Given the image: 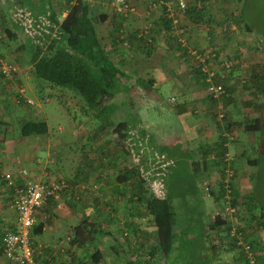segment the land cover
I'll return each mask as SVG.
<instances>
[{
    "label": "crops",
    "instance_id": "0c3cea01",
    "mask_svg": "<svg viewBox=\"0 0 264 264\" xmlns=\"http://www.w3.org/2000/svg\"><path fill=\"white\" fill-rule=\"evenodd\" d=\"M39 1H42L43 4H38ZM67 1L69 0H34L35 3L33 4V2L28 0L26 2L27 5L24 7L32 8L38 14H46L45 12L53 10L56 17L61 19L66 15V10L63 8L66 6ZM87 1L93 4L95 11L99 12V8H101V11H107L106 8L108 6L105 0ZM199 1L186 0L187 10L184 12L179 11L176 5L175 12L177 10L182 13L179 17L174 13L173 9L171 11L169 0H130L133 11L120 20V25H122L121 34L131 38L135 35L139 37L142 34L145 41L142 42L132 38L130 42L125 43L126 46L122 47L120 45H112V41L109 40L112 54L116 55V61L120 63L124 72L131 77L130 82L134 83L138 79L149 80V82H153L151 85L152 89L156 90L160 88L156 87V85L162 86L164 82H168V78L181 77L188 69L187 79L192 81L189 91L187 93L180 92L184 91L181 90L183 88L181 85V89L178 88L176 90L174 87V90L180 92L179 96L184 95L186 98L194 100L199 98L201 89L199 84L203 83L200 81V77L194 73L195 68L192 64L195 61L189 51H207L211 49L209 48L211 43L216 44L222 38L218 32L210 34L208 26L211 25L203 24L201 19L198 20V18L209 16L210 21H219L220 13L214 6L219 3V0ZM224 2H227L226 12L232 22L227 35L228 42L229 40L233 41L237 31H240V23H238V11H236V7H233L236 1L224 0ZM112 5L113 3L108 8L111 9ZM200 7H202L201 11L204 10V15L201 13L199 15L196 14ZM11 9L12 6L9 0H0V52L8 58L13 56V52L15 54L18 52L17 56L22 54V47L25 48L29 43V39L23 33L20 25L11 18ZM109 24L110 19H108L107 23L99 26V32L102 36L108 34L110 30ZM211 27H213V24ZM204 30L207 35L205 38ZM245 33L248 32L245 31ZM244 37L247 39L246 35ZM220 45L225 47L224 52L220 51V57L224 58L226 55V59L231 62L232 68L228 72L221 70V74H219L221 71H217V81L230 87V98L234 97V100H238L237 105L241 108L246 103L244 101L246 98L251 100L256 95L255 93L252 94L251 91L244 90L242 92V87L240 91L238 84L249 82L252 79L255 81V77L258 80L261 78L259 82L264 83V64L261 48L253 41L243 45L233 44V46H230L228 43H221ZM188 57L191 58V61ZM221 64L222 60L217 59L216 68H219ZM187 66L192 68L186 69L185 67ZM14 68L12 79L5 80L0 77V168L17 183L22 182L20 170L23 168L29 171L30 176L39 179L41 182L65 180V187L60 192L58 201L52 197L47 198L34 214V226L30 235L33 250L32 264H123V258L119 256L120 251L126 254L127 250H125V247L131 245L130 242H133V239H127L122 243L118 238L119 229L122 230L123 236H126L124 228L131 227L134 230L132 235L134 238V234L142 235L145 233L140 229L138 219L151 217L148 213L149 211L146 210L147 205L144 197V192L148 191V189L143 184L139 186L141 177L138 174V163L140 160L137 163L131 160L132 158L129 155L131 154L132 156L133 154L131 153V148H126L130 147L126 140L121 142L115 139H103L101 143L96 144L102 148L97 165L90 162L92 160V146L87 144L86 146L90 147L89 150L84 149L86 146L81 147L80 151L70 148L69 154L71 156L64 157L65 160L61 161V154L57 150V146L64 142L65 138L62 140L53 138L51 142L48 138L41 140V138L37 137H42L47 132L43 135L21 136L19 131L22 124L21 120H19L18 133L14 134L12 124L17 118H14L13 113H18L20 110L19 106L25 103L24 99L31 100V96H33L32 88L27 90L24 87V98L20 97L18 83L25 81L30 87L32 85L34 88L37 86L41 89L44 87L50 88L43 82L30 79L28 72L30 64L26 62V58L25 61L22 60L21 63H16ZM157 78L162 79V81ZM197 78L199 81H197ZM191 103L181 104L178 108L179 117L182 118L181 131L186 138H182L180 143H177V141L171 143L169 141L168 143L154 141L157 146L165 149L169 159L174 163L183 161L184 158L192 155L191 158L188 157L189 166L187 173L190 176L199 178V184L202 185L203 183L204 188L206 186V189L199 193V202L195 208V222L192 224L194 229L191 225L189 231H186L185 228L176 230V224L174 229L175 236L178 232L183 235L186 234L190 238L189 242L193 241L202 244L210 242L211 237H213V242L220 243L223 241V238L220 237V230H225L228 235L230 231L231 235L235 230L241 231V228H243L242 232L244 233L245 231L247 236L251 237L253 225L250 219L251 209L248 207L250 200L247 198L251 185L248 180L249 177H247L249 169H246L245 166L240 170V162L244 159L247 148L244 147L233 155L237 160L234 158L230 159V155L233 153V151L231 154L229 153L231 150L230 146L236 149L239 148L237 141L234 142L233 138L230 137L232 138L231 141L229 138L225 141L224 146H226L227 151L221 161V156L217 155V153L222 148L217 146V149H215L214 145L215 143L219 144V136L225 137L229 133L225 134L223 126H218L214 129L216 130V138L212 140L203 138L209 135L207 133H202V137H200L198 132L203 131V127L195 124L190 117L192 115ZM232 103L225 107V111L229 112L230 116H232L231 112L234 111ZM118 104L122 105L118 106L117 109L124 107L123 102ZM28 113V110L23 111L24 116ZM20 115L22 114H17V116ZM240 122H236L237 126ZM140 125L143 127L144 124L140 123ZM206 126L208 127V132H211L210 125L206 124ZM241 127H245V124ZM241 127L238 128L240 129ZM246 134L250 136V140L252 136L249 130ZM76 135L77 133L74 130L73 136ZM147 135L149 136V134ZM186 135L189 137L187 138ZM78 137V139L74 138L73 140H78L77 142L81 144L86 142L84 136L78 134ZM149 141L152 145L153 141ZM189 143L192 145L193 143L196 144L194 150L187 151ZM249 144H252V142ZM123 148L128 150L124 149V154H122ZM175 148L179 151L175 150ZM143 149H145V146ZM143 152V150L140 151L142 154L149 153V151ZM135 154L138 155V153ZM215 154L217 157H215ZM223 161L225 164L222 163ZM250 163L252 164L251 161H247V165ZM59 164L65 167H60ZM221 166H223L222 169ZM226 169L230 170L232 177L228 188H226L227 183L224 186L226 193L220 195L222 179L226 180L223 177ZM200 179L202 182H200ZM226 201L236 210L235 213L229 212L225 205H222V202L226 203ZM141 203L143 204L144 213L139 208ZM255 211L264 213L263 208ZM85 220L94 222L99 226V236L96 237L93 243L85 245L71 244L67 231ZM147 220H149L147 228H150L155 233L148 238L145 237L146 242L148 240L151 241L150 248H152L157 243V230L153 224L152 217ZM261 220L264 221V218ZM15 221L16 213L11 206V189L7 187L5 182L0 180V254L2 251V232L3 230H14ZM180 222L185 223L187 221L180 219ZM262 241L264 242V240ZM204 249H207L205 250L206 252L210 251L211 259H219L221 257L218 247L215 250L212 249V246L209 248L204 247ZM138 251L137 255L139 254ZM97 252H100L101 259L98 263H93L91 258ZM125 256L126 260L128 258L132 262L136 258L132 250H129V254ZM203 257L206 258L209 255L206 256V253H204ZM0 264H8V262L1 259Z\"/></svg>",
    "mask_w": 264,
    "mask_h": 264
},
{
    "label": "rangeland",
    "instance_id": "374dc122",
    "mask_svg": "<svg viewBox=\"0 0 264 264\" xmlns=\"http://www.w3.org/2000/svg\"><path fill=\"white\" fill-rule=\"evenodd\" d=\"M28 1V0H27ZM31 2V0H29ZM236 4L233 7H236V11H238L237 16H240L241 21L240 24V31H237V35H235L233 41L229 40L227 43L230 46H233V44L239 45V44H247L249 41L255 42L260 48H261V54H262V61L264 64V0H235ZM238 1V2H237ZM107 2V6L110 7V5L113 3V0H105V3ZM112 2V3H111ZM38 4L42 5V1H39ZM176 0H169L170 9L174 10V13H176L177 16L180 17L181 12H178L176 10L175 12V6H176ZM37 5V4H36ZM231 5V4H230ZM106 6V7H107ZM113 6V5H112ZM172 6V8H171ZM220 13L219 17L222 18L226 14V8H227V2H220L216 5H214ZM106 8L107 11H110L109 8ZM112 8V7H111ZM41 11V10H37ZM48 12V11H47ZM45 12V13H47ZM43 13V12H39ZM41 17H44L45 14H40ZM243 24L246 23L248 26L251 27L252 32L245 33V30L242 27ZM205 32V37L206 31ZM24 33V32H23ZM246 38L245 39V35ZM204 35V34H203ZM26 36V35H25ZM233 38V35H232ZM228 45V47H229ZM227 47V49H228ZM230 50V49H229ZM13 57V56H12ZM189 58V57H188ZM10 59V57H9ZM191 61V58H189ZM223 62H228V59H226V55ZM193 62V61H192ZM222 62V63H223ZM194 68H196V62L192 64ZM191 66V65H190ZM190 66L185 67L192 68ZM190 70V69H189ZM188 69L185 74H182L181 77L177 78H168V82H164L162 86L156 85V90L153 89V91H145L144 89H141L140 87H136L135 84L132 82L129 84V91L126 93H123L125 96L123 99L116 98L114 99L115 103H119V101H124V107L121 109H117L112 114V120L117 123L121 120L125 119H133L135 118L137 122H140L143 125L144 133L147 135L149 134V139L153 141V145L156 146L155 149H159L160 147L157 146V144L154 143V141H163V143H168V141L180 143L182 138H186L185 134L181 131V123L182 118L179 117V107L181 104L185 103H191V111L192 115L190 117L193 119V122L195 124H198L200 127H203V131H199L198 135L202 137V133H207L209 135H206L203 138H209L214 139L216 138V130L218 126H223V121L220 120V117L218 116L219 113L217 112V103L211 101L210 95L207 93L206 85L199 84L201 87L200 89V96L197 100L186 98L184 95L179 96L180 92L187 93L189 91V88L191 87L192 81L191 79H187L188 77ZM194 77V76H193ZM195 78V77H194ZM158 80L162 81V79L157 78ZM200 79V78H199ZM197 78V81H199ZM47 84L46 82H43ZM198 83V82H196ZM49 84V83H48ZM47 84V85H48ZM158 84V83H157ZM249 84L246 86V91H251L249 89ZM123 85V84H122ZM180 85L183 86V88H180ZM239 85V90L241 91V85ZM264 88V83L262 84ZM29 90L32 88L33 90V96H31V101L33 102V105L24 103L23 105H20V110L17 114H22L20 117H22L24 120L29 121H45L47 124L48 131L47 133L38 138H41V140H45L48 138L52 142L53 138L57 140H62L65 138L64 142H61L60 145L57 146V150L60 151L61 154V161L65 160L64 157L71 156L69 154V149H78L80 151L81 147H85L86 144L88 146H92V160L90 162L94 165H97L99 163L100 159V150L101 147L97 146L98 143H101V140L103 139H112L109 136H107V132L105 128H101L99 130V125H101V121L104 123L106 122V116L107 111L99 114L100 118H95L94 115L96 114L93 111H90L85 103V101L79 96L76 95L74 92L60 87H44L39 88L37 86L34 88L32 85L31 87L28 86V84L25 81H22L21 83H18V88H24ZM173 87V88H172ZM174 87L176 90L180 88L184 91H176L174 90ZM244 89L242 90V92ZM30 93V92H29ZM42 93V94H41ZM45 96L43 97V95ZM256 95V94H255ZM43 97V98H42ZM181 97V98H180ZM256 97V96H255ZM253 96V99L247 100L246 103H244L241 108L238 107V100L234 101L232 103V108L234 111H232V116L228 119V135H226V139L229 138L231 141L232 138L234 142L237 143V146L239 147L236 149L233 146L230 150V159L237 160L236 157L233 155L237 151H241L242 148L246 149V155L244 159L240 162V170L243 169V167L246 166V169L248 168L249 171L247 172V177L249 182H251V185L249 187V194L247 195V198L250 200V206L253 208V212L256 215V217H259V213L255 210L263 208L264 209V94L259 93L258 100ZM172 99V100H171ZM251 104L250 106H246L248 104ZM122 104H119L121 106ZM231 105V103L229 104ZM228 105V106H229ZM258 108V106H260ZM207 107V109H206ZM251 107V108H247ZM231 108V107H230ZM247 108V109H245ZM259 109V112H258ZM28 110V114L24 116L23 111ZM230 111V110H229ZM15 112V111H14ZM238 112V113H236ZM14 114L17 116V114ZM259 114V119L261 122V133L259 131H252L250 127H241L238 128L236 122H240L244 118L246 119H254ZM29 117V118H27ZM139 123V126H141ZM206 124L210 125L211 132H208V127ZM20 125V122L18 119L16 121H13V133H18V126ZM142 127V126H141ZM245 129V131H243ZM74 130L76 131L77 135L73 136ZM81 130V131H80ZM249 130V133H251V139L249 140L248 134L246 132ZM225 131V130H224ZM227 134V132L225 131ZM78 134L80 136L85 137V141L83 144L77 142L78 140H73L74 138L78 139ZM98 134V136H97ZM187 136V135H186ZM35 137V136H34ZM189 136H187L188 138ZM232 137V138H230ZM70 141V142H69ZM100 141V142H99ZM252 142V144H249ZM97 144V145H96ZM249 144V145H247ZM247 145V146H246ZM86 146L84 148L85 150H89L90 147ZM196 147V144L191 143L188 144V150H194ZM253 149H251V148ZM124 149L122 151V154H124ZM127 150V149H126ZM148 149L145 146V151ZM175 150L179 151L175 148ZM132 151V150H131ZM143 152V153H144ZM134 154L131 156L129 155L131 160L135 163L139 161L138 167H139V177H142L144 179L143 186L146 187V184H149V189L151 192H153V189L155 193L157 194V188L158 182H160L163 185L161 178L167 170V166L165 165L167 160H162V156L159 154L154 157L150 155L149 153L142 154L139 152V154ZM157 153V152H156ZM109 154V153H108ZM176 155V154H174ZM192 155L187 156L184 158L183 161L176 162L174 164H170V167L168 169L167 175L165 176V191L167 196L169 197L170 203L174 208L175 214H176V220L177 222H180L179 220L182 219V221H187L185 223L180 222L177 223V229L178 228H185L186 231L190 230V226L195 222V208L197 206L198 201V194L203 191V189H206V186L204 188V185L199 184V178L190 176L187 173V166H189L188 160L191 158ZM172 157V156H171ZM189 157V158H188ZM256 159V162L253 164L247 165V161H253ZM169 162V161H168ZM63 164V162H61ZM191 165V164H190ZM60 167H65L64 165H60ZM223 166H221V169ZM224 178H229L226 171L223 173ZM142 179V180H143ZM200 182L202 180L200 179ZM219 182V180H218ZM226 180L222 179L223 184V190L226 191L225 183ZM234 182V181H233ZM149 191V190H148ZM221 195V192H219ZM247 200V199H246ZM246 204V203H245ZM222 205H225L224 202H222ZM185 206V207H182ZM140 211L144 213L143 204H139ZM188 209V211H186ZM257 212V213H256ZM151 219V217H149ZM147 218V219H149ZM138 219V218H137ZM144 218H139V224L140 229L143 230L142 235H133V229L131 227L124 228L126 236H123L122 230L119 229V240L124 243L127 239H133V242L131 241V245L128 247H125L126 254H129V250L133 251V254L136 256V258L133 259V262L126 260V254H123V251H120L119 256L123 258L124 263L123 264H241L242 261L237 257H241L240 250H236L229 245H231V241L229 240L228 235L226 234L225 230H220V237L223 238V241L220 243L213 242L211 237L210 242L208 243H199V242H193L188 241L190 238L185 234H181L178 232V234L173 239V247L176 249H173L171 254L166 259H161L159 255L154 256L153 258L151 256H148L150 253V246L151 241L148 240L146 242V238L150 237L151 235H154L155 233L151 231V229L147 228V225L149 224V220ZM263 221V220H262ZM182 223V224H181ZM194 229V225H192ZM181 231V230H180ZM248 233V232H247ZM249 235V234H248ZM146 237V238H145ZM251 237L255 238L258 237L260 240V246L261 251L260 254H264V232L263 228L260 226L259 229L256 228V230L252 229L251 231ZM215 245L220 249L221 257L219 259H211L210 251H205L207 249H204V247H210L212 245ZM208 245V246H207ZM204 249V250H203ZM139 250V251H138ZM145 252H144V251ZM258 250V249H257ZM137 251L141 252L137 255ZM147 251V252H146ZM257 252V251H256ZM206 253V256L209 255V257L204 258L203 254ZM239 254V255H237ZM143 257V258H142ZM122 262V261H121ZM258 264H264V259L259 260Z\"/></svg>",
    "mask_w": 264,
    "mask_h": 264
},
{
    "label": "trees",
    "instance_id": "16d2710c",
    "mask_svg": "<svg viewBox=\"0 0 264 264\" xmlns=\"http://www.w3.org/2000/svg\"><path fill=\"white\" fill-rule=\"evenodd\" d=\"M219 1L223 2L224 0ZM9 2L12 6L11 18L13 20V11L16 9L22 10L34 18L41 17V15L36 13L32 8L28 9L24 7L27 5V0H9ZM31 2H33V4L35 3L34 0H31ZM201 2L204 1L202 0ZM201 8L202 7H200V10L197 12L194 10L193 11L196 12L197 15H199V13L204 15V10L201 11ZM63 9L66 10V15L61 19L56 17V14L53 10H50L45 14L44 17L54 23V27L51 28V31L46 35L35 34L33 37H31L27 35L21 27L22 31L27 36V39H29V43L27 46H25V48L22 47V54H18L17 56L18 52H16V54L13 52V57L10 56V59L0 52L1 61L14 68L16 63H21V61H25L26 58V62L30 64V69L28 71L30 79H34L37 82H46L47 84L49 83L48 86L50 87L56 86L74 92L85 101L90 111L96 113L94 117L97 119L100 118L99 114L107 111L106 122L104 123L101 121V125L98 127L105 128L107 136L113 140L115 139L121 142L126 140L130 146L126 148H131L130 150H132V154H134L133 151L138 154L140 151H144V146H146L148 149L147 151H149L152 156L154 155L155 157L159 154L162 156V160H167L165 163L167 166V173L168 169L170 168L168 166H170L171 163L174 164V162L169 159V156L163 147L155 149L156 146L153 144L151 145L149 136L144 133V128L139 126L140 122H137L135 118L121 120L117 123L112 120V114L119 106L118 103L114 102V99H123L125 96L123 93H126L130 90L129 84L132 82H130L131 77L124 72L120 63L116 61V55L112 54L109 40L112 41V45H120L123 47L126 46L125 43L130 42L132 38L142 42L145 41L144 35L140 34L139 37H137L138 35H135L131 38L125 34H121L122 25H120V20L125 16L114 14L113 6L110 11H101V8H99V12H97L94 10L93 4L89 3L87 0H69L66 2V6H64ZM208 17L209 16L198 18V20L201 19L203 24H209L211 26L213 24V27L208 26L210 29V34L218 32L222 36L219 41L220 43L218 42L219 44L211 43L209 45V48H211L209 51L215 55V63L217 59L220 61L224 59L220 57V51L224 52L225 47L221 46L220 44L227 43V35L229 34L232 22L230 17H228L227 12L225 16L219 19V21H214L212 19V21H210ZM238 18L240 22V16H238ZM108 19H110V30L108 31L107 35L102 36L99 32V26L107 23ZM242 27L248 33L252 32L251 27L246 23L243 24L242 22ZM34 38L39 39L40 42L36 43ZM200 68V65L196 67L194 73L200 77V81L203 83V85H206L207 83L204 81L205 76ZM231 68L232 66L228 70L230 71ZM14 71L15 70L12 71V76ZM0 77L3 78L1 72ZM260 79L261 78H259V80ZM214 80L219 82L217 81L216 77ZM259 80L257 77H255V81L252 79L249 82L247 81L240 84L241 87L246 90L248 83H251L249 84V89L252 90V94H256L257 100L259 93L264 94V88L262 86L263 83L259 82ZM152 83L153 82H149V80L144 81L142 79L135 80L134 82L137 88L140 87L141 89H144L148 92L153 91L151 86ZM223 86L229 97L221 100L224 109L222 110L223 116L220 118V120L223 121V128L228 134L229 129L227 122L230 115L229 112L225 111V107L235 100L234 97L230 98V87L226 86L225 84H223ZM211 101L212 103L215 102L218 104V101L212 97ZM119 102L124 103V101ZM260 107L261 105L258 106V108ZM16 118L18 121H22L19 130L21 136L25 137L30 135H43L47 132V124L45 121H26L20 116H17ZM259 118V114L254 119L245 118V120L238 124V127H241L245 124V127H250L252 131L261 132L262 127ZM133 132L136 134H132ZM226 137L219 136V144L217 145L215 143L214 145L215 149H217V146L222 148L221 151L217 153V155L221 156V161L227 151L226 146H224L225 141L227 140ZM217 155L215 154V157H217ZM255 162L256 159L252 161V164ZM222 163L225 164L224 161ZM186 169L188 170V166ZM166 173L161 178H159L162 180L164 187L163 195L161 197L155 198L153 196L151 190L148 187L149 184H146V189L149 191L146 190L144 192L145 202L147 205L146 210L149 211L148 213L151 215L153 224L157 230V243L152 248H150V251L148 252L150 254L148 256L153 258L154 256L159 255L162 260L166 259L173 249H176L173 247V239L175 237L174 229L175 225L180 223L176 220L174 208L171 205L169 197L165 191ZM143 182L144 180H142L141 177L139 186L143 184ZM220 192L222 195L226 193V191L223 190V184H221ZM198 202L199 201H197V204ZM248 207L251 209V212H249L251 216V223L253 225L252 229H259L261 226L264 230V221L261 220L264 218V213H260L259 217L257 218L253 212V208L250 207V204ZM241 229L243 230V228ZM242 230H235L234 235H230L229 231V235L227 234L229 240L231 241V245L229 246L234 248L235 251L240 250L241 257H238L237 259H241V264H247V253L243 245H248L249 252H251L255 264H258L260 259H264L263 254L259 253L261 251L260 240L258 237H248L246 232L244 231L243 233ZM99 234V226L94 222H89L86 220L67 231V236L70 239V243L81 245L93 243ZM239 237L242 238L241 242ZM215 248L217 247L213 244L212 249L215 250ZM140 253L141 252H139V254ZM100 259L101 254L100 252H97L95 256H92L91 262L98 263Z\"/></svg>",
    "mask_w": 264,
    "mask_h": 264
},
{
    "label": "built area",
    "instance_id": "2783aa9c",
    "mask_svg": "<svg viewBox=\"0 0 264 264\" xmlns=\"http://www.w3.org/2000/svg\"><path fill=\"white\" fill-rule=\"evenodd\" d=\"M176 3L179 11L184 12L186 10V0H176ZM132 11L133 7L130 0H113L114 14L126 16ZM13 17L20 27L23 28L24 32L31 37L35 34L46 35L51 31V28L54 27V23L49 19L45 17L34 18L19 9L13 11ZM35 42L39 43L40 40L35 39ZM189 54L194 58L196 67L199 65L201 66L200 69L205 76L204 81L207 83V93L218 101L217 112L219 113L218 116L222 118L224 106L221 100L228 97V93L223 84L221 82H216L214 78H217V71H227L231 67V62L222 61L223 63L220 67L216 68V62L214 63L215 55L209 50L204 52L191 50ZM13 70H15V68L0 59V72L5 80L12 78ZM221 73L222 71L219 74ZM18 92L20 97L24 98V88H19ZM24 102L33 105V102L29 99H24ZM132 134L136 133L133 132ZM226 173L229 178H226V182L224 183L228 184L226 186V188H228L232 173L228 169H226ZM20 175L22 182L17 183L10 175H6L0 168V180L5 182L7 187L11 189V206L16 213L15 229L3 230L2 232V251L0 260L3 259L8 262V264H32L33 250L30 242V235L34 226V214L42 205V202L47 198L52 197L58 201L60 192L65 187L64 179H60L56 182H41L39 179L30 176L29 171L25 168L20 170ZM158 186L157 194L154 189L152 192L155 198L163 195V185L158 182ZM225 208L231 213L236 212V210L229 205L228 201H226ZM231 235H234V232ZM241 239L242 238L239 237L240 242ZM243 247L247 253V264H255L254 258L251 252H249L248 245L245 244Z\"/></svg>",
    "mask_w": 264,
    "mask_h": 264
}]
</instances>
